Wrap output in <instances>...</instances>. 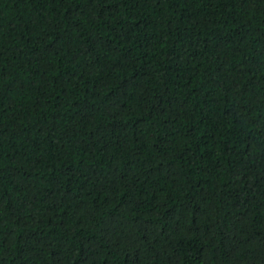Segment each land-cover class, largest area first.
Returning <instances> with one entry per match:
<instances>
[{"label":"trees","instance_id":"16d2710c","mask_svg":"<svg viewBox=\"0 0 264 264\" xmlns=\"http://www.w3.org/2000/svg\"><path fill=\"white\" fill-rule=\"evenodd\" d=\"M0 264H264V0H0Z\"/></svg>","mask_w":264,"mask_h":264}]
</instances>
